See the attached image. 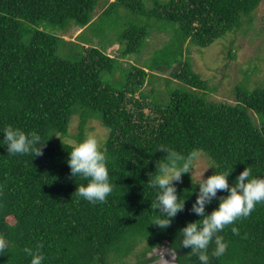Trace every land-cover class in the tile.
I'll return each instance as SVG.
<instances>
[{
	"label": "trees",
	"instance_id": "16d2710c",
	"mask_svg": "<svg viewBox=\"0 0 264 264\" xmlns=\"http://www.w3.org/2000/svg\"><path fill=\"white\" fill-rule=\"evenodd\" d=\"M262 1L114 0L95 20L99 0H0V129L35 130L46 141L34 158L0 146V264H30L23 250L37 247L43 264H129L133 253L137 264H149L161 246L176 251L178 264H199L178 237L187 222L201 218L190 211L198 182L189 173L174 182L187 198L185 208L160 229L151 224L158 210L149 173L166 145L181 156L203 151L218 170H233L230 185L246 167L264 176V82L238 85L234 103L211 100L213 87L186 55L187 44L205 48L246 24L249 30ZM119 19L121 26L112 22ZM153 19L169 22L174 35L149 64L128 67L121 79V58L143 48ZM71 26L83 28L76 41L61 36ZM87 28L102 34L113 28L118 56L95 46ZM176 64L175 72L168 70ZM162 70L172 76L162 78L163 89L156 85ZM174 82L182 84L173 89ZM75 115L78 141L93 118L110 131L101 149L113 191L102 204L75 195L78 183H86L71 177L66 163ZM227 194L218 191L206 212ZM221 235L227 250L210 264H264V203Z\"/></svg>",
	"mask_w": 264,
	"mask_h": 264
},
{
	"label": "clouds",
	"instance_id": "9594fccd",
	"mask_svg": "<svg viewBox=\"0 0 264 264\" xmlns=\"http://www.w3.org/2000/svg\"><path fill=\"white\" fill-rule=\"evenodd\" d=\"M0 133H3L0 146H6L9 155L28 154L34 158L43 154L46 141L42 140L41 134L35 130L25 132L19 127L8 125L0 129ZM69 149L66 163L70 168L71 177L76 180L80 177L86 181L78 183L75 195L92 204L105 203L113 191V182L105 153L96 135L85 133L83 139L70 144ZM159 150L165 155L156 162V171L149 173L147 182L148 187L155 193L152 205L158 210V215L151 224L160 229H167L178 212L184 210L187 199L177 193L174 182L180 181L185 173H189L193 180L194 162L199 159V153L191 151L186 156H181L166 145L159 146ZM211 167L215 169L214 173L206 179L202 174L200 182L195 184L199 188L190 209L201 218L187 222L186 226L178 231L180 247H190V253L197 257L199 264H210L211 257H222L227 250V242L221 235L225 227L234 225L240 218H247L257 204L264 203V176H252L250 168L246 167L230 185L228 178L233 170ZM221 190L227 191L228 194L219 196L218 206L210 213L206 212V206L217 198L218 191ZM232 232L239 234L235 226L232 227ZM4 250L5 246L0 244V252ZM23 251L31 257L30 264H43L45 257L39 247L25 248ZM170 255L169 264H174L176 251L170 250Z\"/></svg>",
	"mask_w": 264,
	"mask_h": 264
},
{
	"label": "rangeland",
	"instance_id": "374dc122",
	"mask_svg": "<svg viewBox=\"0 0 264 264\" xmlns=\"http://www.w3.org/2000/svg\"><path fill=\"white\" fill-rule=\"evenodd\" d=\"M112 1L114 0H99V8L95 20L98 19V15L102 13ZM151 4L152 2L149 1V5ZM126 14H128V12ZM112 22L118 23L120 26L122 24V20L120 21V19L119 22L114 20H112ZM104 23H107V21H100V24ZM151 24L150 36L143 48L132 56L121 58L120 68L122 74H117L118 77L122 75L121 79H125V74L129 71L128 67L134 65L146 66L149 64L157 48L167 43L174 35L172 25L165 20L153 19ZM247 27L248 25L246 24L244 28ZM244 28L226 34L205 48H200L192 44L186 45L187 59L192 63L193 69L213 87L208 91L211 100L234 103L235 88L238 85L240 87L254 88L264 82V0L256 10L251 28L249 30ZM112 29H108L107 32L102 34L101 32L97 33V31L87 28L85 36L92 37L95 46L107 45V53L118 56L117 51L119 49V43L115 42L116 40L114 39L116 36ZM82 30L83 28L71 26L67 31H61L60 33L67 41H76L78 40L77 35ZM72 58L75 57L72 56ZM146 68L149 70L148 67ZM178 68L176 64L169 67L168 70L175 72ZM168 70L157 71L156 74L161 77L158 82L157 78L153 79L155 83L157 82L156 85L161 89L165 88V82L162 78L172 77ZM176 83L177 82H174L172 84V86H174L173 89L182 84V82ZM78 131L79 117L75 115L71 122V136L66 138V140L71 143L78 142L76 138ZM109 132V128L95 118L91 119L86 127V133H93L96 135L101 148L108 138ZM198 153L199 159L194 162L193 169L192 178L194 182H200L202 174L203 178L206 179L214 169L211 167L213 166L212 162L206 154L203 151H199ZM170 250L172 249L165 246L157 248L153 254L157 255L158 258L149 264H169L171 260ZM129 264H137L134 253L131 255ZM174 264H178L176 259Z\"/></svg>",
	"mask_w": 264,
	"mask_h": 264
}]
</instances>
